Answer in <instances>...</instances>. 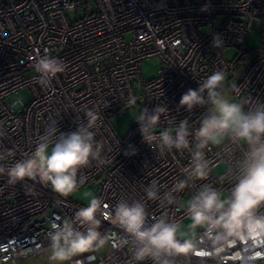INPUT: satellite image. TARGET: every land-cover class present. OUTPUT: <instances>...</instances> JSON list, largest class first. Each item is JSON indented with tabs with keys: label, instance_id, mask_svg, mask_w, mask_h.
Wrapping results in <instances>:
<instances>
[{
	"label": "built area",
	"instance_id": "obj_1",
	"mask_svg": "<svg viewBox=\"0 0 264 264\" xmlns=\"http://www.w3.org/2000/svg\"><path fill=\"white\" fill-rule=\"evenodd\" d=\"M253 18L262 21V44L254 50L247 45ZM216 34L223 38L222 48L213 47ZM226 47L236 48L233 62L223 55ZM46 49L65 65L47 88L37 83L34 69L37 54L45 55ZM151 57L159 59L157 74L143 82L141 63ZM217 68L244 93L264 98V0H0V153L6 155L0 166L7 169L31 154L51 119L58 120L60 131L70 132L77 116L84 122L85 108H95L100 116L96 139L105 142L106 162L81 170L85 184L98 181L97 196L110 206L121 197L145 199L143 188L153 179L162 196L181 177L187 153L161 155L143 141L138 124L119 135L110 118L129 106L161 105L169 112L157 131L186 117L195 123L196 113L180 108V98ZM21 90L29 92L27 101L9 98ZM132 97L135 105L129 104ZM129 145L136 154L125 156ZM208 155L229 158V148H214ZM223 171V165L213 168L210 182L222 185ZM7 181L6 173L0 174V264L46 249L50 221L71 218L82 207L38 179ZM148 207L157 216L168 211L177 222L185 219L175 205ZM109 230L114 229L102 221L101 231ZM76 259L131 264L126 249Z\"/></svg>",
	"mask_w": 264,
	"mask_h": 264
},
{
	"label": "clouds",
	"instance_id": "obj_2",
	"mask_svg": "<svg viewBox=\"0 0 264 264\" xmlns=\"http://www.w3.org/2000/svg\"><path fill=\"white\" fill-rule=\"evenodd\" d=\"M223 44L216 34L213 47ZM34 69L37 83L47 88L65 65L46 49L45 55L37 54ZM136 99L130 98L129 104L135 105ZM179 107L195 112V123L186 117L157 131L161 117L169 112L161 105L144 106L134 117L143 141L161 155L187 153L181 177L168 191L161 196L153 179L143 188L145 199L129 202L121 197L111 206L89 193L87 206L73 217L50 221L46 249L24 256L46 252L47 264H82L76 258L84 254L126 249L131 264H264V98L244 93L223 68H217L182 94ZM83 117L84 122L76 117L77 127L70 132L60 131L58 120L51 119L34 151L7 169L0 166V174L6 173L10 185L38 179L61 198L77 192L86 183L81 170L106 162L105 142L96 139L99 112L85 108ZM225 146L229 158L209 157L212 149ZM136 151L129 145L124 155ZM5 159L0 153V161ZM221 165L223 184L210 182L213 168ZM152 202L175 205L186 224L168 211L150 213ZM102 221L114 230L102 232Z\"/></svg>",
	"mask_w": 264,
	"mask_h": 264
},
{
	"label": "rangeland",
	"instance_id": "obj_3",
	"mask_svg": "<svg viewBox=\"0 0 264 264\" xmlns=\"http://www.w3.org/2000/svg\"><path fill=\"white\" fill-rule=\"evenodd\" d=\"M83 12L79 11L77 16H82ZM76 16V15H75ZM262 21L258 18H253L250 21L249 33L247 37V45L250 49L259 48L262 44V39L260 35V27ZM223 55L225 59L233 62L236 58V48L226 47L223 49ZM159 67V59L157 57L146 58L141 63V80L143 82L148 81L156 76ZM232 72L230 73V75ZM229 78V76H228ZM29 92L26 90L18 91L17 93L11 95L10 99H21L27 101L29 99ZM140 110L139 106H129L118 113L114 114L110 118V124L116 130L119 135H124L131 127L136 125L134 120L135 114ZM220 169V168H219ZM218 171V170H217ZM100 183L98 181H90L81 187L77 192L73 193L68 197L69 200L80 204L82 206H87V202L90 199L89 193L98 195ZM181 222L186 224V220L183 219ZM108 249L101 252L104 253ZM46 252L41 256H29L27 258L20 259L16 264H47L46 262Z\"/></svg>",
	"mask_w": 264,
	"mask_h": 264
},
{
	"label": "crops",
	"instance_id": "obj_4",
	"mask_svg": "<svg viewBox=\"0 0 264 264\" xmlns=\"http://www.w3.org/2000/svg\"><path fill=\"white\" fill-rule=\"evenodd\" d=\"M40 256H41V255H40ZM26 258H27V257H26ZM20 259H23V258H18V259H16L14 264H16V262H17L18 260H20ZM3 264H11V263H3Z\"/></svg>",
	"mask_w": 264,
	"mask_h": 264
}]
</instances>
